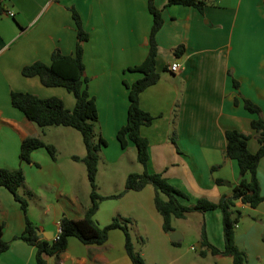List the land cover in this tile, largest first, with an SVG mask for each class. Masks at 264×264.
Wrapping results in <instances>:
<instances>
[{
    "label": "crops",
    "instance_id": "1",
    "mask_svg": "<svg viewBox=\"0 0 264 264\" xmlns=\"http://www.w3.org/2000/svg\"><path fill=\"white\" fill-rule=\"evenodd\" d=\"M205 1L207 5L201 13L192 6L166 5L167 0H154L163 19L156 33V70L160 78L139 95L140 107L156 117L152 124L140 128L149 143L148 169L162 173L186 193L183 202L187 205L201 196L218 201L223 195L229 196L237 183V164L225 156L227 129L249 135V150H257V133L250 127L254 115L244 108L241 98L258 104L264 119V0ZM70 7L80 14L89 33L83 60L87 89L95 99L98 113L95 133L106 141L99 153V163L107 169L106 186H111L114 174L120 178L117 191L100 194L120 192L128 173L140 172L133 164L137 161L133 145L128 143L122 149L116 132L127 117L128 89L124 82L130 84L141 76L126 68L141 63L147 53L151 26L147 0H0V167L22 168L24 184L19 193L32 194L27 196L29 205L24 213L12 193L0 185L2 237L10 241L8 250L0 255V264H36L35 247L14 239L23 231L26 217L35 224L39 237L49 240L57 235L62 216L81 219L90 203L86 167L82 161L72 159L84 157L83 141L81 145L78 135L68 127L40 128L10 102L11 91H22L39 97L56 96L68 109L74 107V96L66 89L46 87L38 77L21 74V69L32 62H49L56 49L65 54L73 52L76 32ZM7 11L14 15L8 16ZM179 45L184 46V51L176 56L174 49ZM173 62L179 64L174 73L168 70ZM52 131L59 135L53 140L49 136ZM27 137H38L53 145L56 157L40 148L31 153L29 162L20 161V144ZM62 142L69 146L68 150L60 149ZM109 146L112 149L108 151ZM127 155L136 171L121 164ZM212 166L217 167L211 169ZM258 177L264 196V157L258 164ZM147 189L146 186L140 191H127L119 198L136 199L138 203L130 209L121 204L110 205L103 213L102 201L95 221L103 226L118 215L137 222L138 216L132 215L136 208H142L140 219L144 212L148 216L155 213V191ZM235 208L241 211L235 228L236 245L245 252L247 264H264V203L250 207L237 200ZM180 219L196 221L198 238L204 226L209 242L223 247L219 210L191 212ZM172 227V232L182 236V230ZM164 233L168 236L171 232ZM209 257L215 258L213 264H232L229 256L209 252L199 256V260L176 264H210L206 260ZM46 261L131 264L125 253L123 233L118 229L110 231L101 245L84 244L70 237L66 249L47 256Z\"/></svg>",
    "mask_w": 264,
    "mask_h": 264
},
{
    "label": "trees",
    "instance_id": "2",
    "mask_svg": "<svg viewBox=\"0 0 264 264\" xmlns=\"http://www.w3.org/2000/svg\"><path fill=\"white\" fill-rule=\"evenodd\" d=\"M176 4L192 6L203 13L207 2L205 0H167L166 5ZM69 9L76 32L73 52L65 54L56 49L51 53L49 62H32L21 69V74L25 77H38L42 85L46 87H63L74 96V107L68 109L62 99L56 96L39 97L33 93L22 91H11L10 102L13 107L20 110L28 120L40 128L66 126L80 132L86 153L82 158L72 156V159L82 161L86 167L87 180L90 185V203L81 219L62 216L59 220L58 233L52 239L40 238L36 233L35 224L28 217L25 219L23 231L14 236V239H21L35 247L36 264H47L46 257L56 255L66 249L70 237H74L84 244L101 245L108 239L110 231L118 229L123 233L125 253L131 264H146L144 258L134 248L129 228L133 222L132 218L117 215L112 217L107 224L100 226L94 216L102 201L117 199L127 191H140L147 185H152L155 190L154 207L162 218L161 227L164 232L173 231L172 217L184 218L191 212L205 213L219 210L222 221L223 247L220 249L211 244L207 238L205 227L202 226L199 237L201 247L199 255L204 256L207 252L213 255L221 254L229 256L232 264H247L245 252L235 243V228L241 217V211L235 208V202L240 200L250 207L264 203L258 177V164L264 157V119L260 106L249 98H241L244 108L254 115L250 121V127L257 133L258 148L255 152H251L248 148L249 135L237 129L225 131V156L236 162L239 171L238 181L233 186L230 195H223L218 201L201 196L192 205L185 204L183 200L187 199L186 193L173 186L162 173L151 172L148 169L149 143L140 133L142 126L152 124L156 118L140 107L139 95L160 78V74L156 70L158 55L156 33L163 23L161 9L156 7L154 0H147V9L151 16L147 53L141 63L126 68L127 71L138 72L141 76L130 84L124 82L128 89L127 117L126 123L116 132V139L122 149H125L128 143L134 146L136 160L142 165V171L128 173L124 181V188L120 192L110 195L100 194L96 175L99 153L106 146V141L95 133L98 113L95 99L87 89L88 77L85 74L83 50L84 43L89 39V33L84 28L77 10L74 7ZM183 51V45L174 49L176 56H180ZM232 83L235 88H238L236 80L233 79ZM171 140L175 142L173 136ZM40 148H44L52 158L56 157V149L53 145L46 144L38 137H27L20 144V161L29 162L31 153ZM215 167L217 166H212L211 169ZM215 181L222 182L221 179H215ZM23 184L24 172L22 168L0 167V185L12 193L22 211L26 213L29 205L27 196L32 194L27 192L25 196L19 193V188ZM172 243L179 244V241H172ZM9 247L10 241L3 239L2 225H0V255Z\"/></svg>",
    "mask_w": 264,
    "mask_h": 264
},
{
    "label": "rangeland",
    "instance_id": "3",
    "mask_svg": "<svg viewBox=\"0 0 264 264\" xmlns=\"http://www.w3.org/2000/svg\"><path fill=\"white\" fill-rule=\"evenodd\" d=\"M63 88V87H62ZM48 127V126H47ZM52 128H55L56 126H51ZM66 126H63L62 128H65ZM70 130H72L73 133L77 134L80 139V144L82 145V136L79 131H77L74 128L68 127ZM49 136L54 139V136H59L54 131L49 132ZM70 138V137H69ZM71 141V139L69 140ZM73 144H75L73 140ZM44 149V148H43ZM60 149L68 150L69 146L65 145L64 142H62ZM85 149V148H84ZM112 147L109 146L108 151L111 150ZM133 149L134 146H133ZM129 155L124 157V161H122L121 164L127 165V169L130 171H136L135 167H138L140 172L142 165L135 161L133 163L135 165L132 166V164L128 160ZM82 165V164H80ZM119 162L114 165L118 166ZM100 168V177H99V184H100V190H98L99 193L101 192H115L118 190L116 183L120 181V178L118 174H114L112 176L110 182L111 186L107 187L106 182L104 179L107 176L105 172L107 169H105V166H103V163H99ZM103 171V172H102ZM102 172V174H101ZM89 190L90 185L88 182ZM147 190L155 191L152 185H147ZM90 194V193H89ZM90 197V195H89ZM121 198V197H120ZM128 198V197H127ZM113 199L106 201H103L102 204V212L104 213L106 210H109V206L121 204L123 208L130 209L132 205L138 203L136 199L130 200L129 199ZM135 213L132 214L135 216H138L137 222L134 221L131 222L129 225L130 228V234L134 243L135 250L144 258L146 264H176V261H193V260H199V250L201 249L199 238H198V228L196 227V221L192 222L191 220H183L180 218L172 217L171 224L175 227V229L182 230V236L179 240V244H173L172 241L169 238V235H165L164 231L162 230L161 223L162 218L160 217L159 213L155 211V213H150V216H148L147 212L143 213V217L140 219V213L142 211L141 209H135ZM131 218V217H130ZM181 232V231H180ZM198 239V240H197ZM211 254V253H210ZM213 255V254H212ZM218 255V254H216ZM220 255V254H219ZM214 257H209V259H206L210 264L214 263Z\"/></svg>",
    "mask_w": 264,
    "mask_h": 264
},
{
    "label": "built area",
    "instance_id": "4",
    "mask_svg": "<svg viewBox=\"0 0 264 264\" xmlns=\"http://www.w3.org/2000/svg\"><path fill=\"white\" fill-rule=\"evenodd\" d=\"M8 16H13L14 13L12 11H7ZM179 69V64L177 62H173L172 64H170V66L168 67V70L172 73L178 71ZM59 224V222H58Z\"/></svg>",
    "mask_w": 264,
    "mask_h": 264
},
{
    "label": "water",
    "instance_id": "5",
    "mask_svg": "<svg viewBox=\"0 0 264 264\" xmlns=\"http://www.w3.org/2000/svg\"><path fill=\"white\" fill-rule=\"evenodd\" d=\"M36 233H37L38 236H41V235H40V232H39L38 230L36 231ZM169 238H170L171 241H177V240H179V239L181 238V236L178 237V236L175 234V232H171V233L169 234Z\"/></svg>",
    "mask_w": 264,
    "mask_h": 264
}]
</instances>
